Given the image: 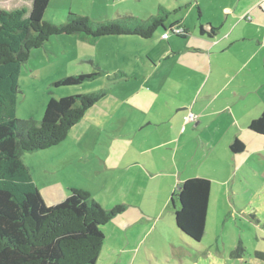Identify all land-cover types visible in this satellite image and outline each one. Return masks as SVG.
<instances>
[{"label": "crops", "instance_id": "obj_1", "mask_svg": "<svg viewBox=\"0 0 264 264\" xmlns=\"http://www.w3.org/2000/svg\"><path fill=\"white\" fill-rule=\"evenodd\" d=\"M263 2L231 0L213 18L203 19L202 10L191 21V13L175 17L167 26L181 25L185 36L166 39L160 29L150 38L106 35L89 44L63 34L34 50L41 51L56 37L78 58L84 51L92 64L70 75L92 73L97 66L109 73L96 77L102 78L98 87L84 84L67 94L107 89L62 142L23 156L48 205L77 188L90 192L105 209L125 206L105 225L96 264H137L142 251L153 264H165L163 253L167 262L182 264L186 251L181 239L193 246L201 241L190 239L176 224L178 187L189 178L209 179L211 205L214 180L228 187L237 173L246 172L249 161L264 160V133L250 127L264 112ZM212 27L214 34L209 33ZM126 36L137 37L128 44ZM88 45L98 46L100 58L87 52ZM128 52L131 58L125 61ZM41 72L36 68L32 76ZM116 73L125 75L115 78ZM48 100L41 97L36 113L26 118L41 120ZM236 138L245 144L238 153L230 148ZM228 199L235 203L230 195Z\"/></svg>", "mask_w": 264, "mask_h": 264}, {"label": "trees", "instance_id": "obj_2", "mask_svg": "<svg viewBox=\"0 0 264 264\" xmlns=\"http://www.w3.org/2000/svg\"><path fill=\"white\" fill-rule=\"evenodd\" d=\"M51 0H33L31 8L0 7V264H96L105 241V225L122 213L125 206L105 209L92 194L73 188L68 197L48 205L24 162L26 153L45 150L62 142L86 111L107 94L106 88L94 92L51 97L41 120L17 116L20 76L31 53L56 35H76L94 44L106 35L134 34L150 38L158 30L173 32L179 24L166 25L170 11L146 19L118 15L92 20L69 10L64 22L44 19ZM201 31L204 28L201 26ZM215 28L209 31L214 34ZM108 71L97 66L94 73L66 76L55 86H74L93 80ZM115 74V78L124 76ZM250 127L264 133V112ZM241 152L239 138L230 146ZM212 183L207 178L185 180L175 196L178 228L194 241L206 232Z\"/></svg>", "mask_w": 264, "mask_h": 264}, {"label": "rangeland", "instance_id": "obj_3", "mask_svg": "<svg viewBox=\"0 0 264 264\" xmlns=\"http://www.w3.org/2000/svg\"><path fill=\"white\" fill-rule=\"evenodd\" d=\"M229 1L231 0H51L44 19L56 23L64 22L69 10L92 20H104L118 15H135L146 19L158 13L159 7L163 6L170 11L166 22V25H169V22H174L175 17L183 18L189 13H191L190 21L192 17L198 19L202 11L203 19L213 18V13H217ZM32 3L33 0H0L2 6H7L4 7L5 9L19 7L29 9ZM158 33L161 35V32L156 34ZM126 37L128 44H131L133 40L130 39L137 36ZM138 39L146 41L143 38ZM87 52L100 58L98 46L88 45ZM63 53L67 54L65 58L61 55ZM81 53L83 57L78 58L75 55L76 52L67 51L62 39L56 40V37H53L46 48L32 52L29 62L24 64L21 71L18 118L26 119L32 112L36 113L38 100L44 95H47L49 99L51 97L60 98L79 91L84 84L87 87L99 86L101 80L98 79L102 78H96L97 76L96 79L94 78L95 81H86L74 86H55L54 82L49 80L50 76L61 75L60 79L69 76L75 68H91L92 64L86 58L84 51ZM129 58H131V53L128 52L123 59L128 61ZM47 63L48 65H45ZM114 67L117 66L114 65ZM36 68L42 69V72L34 77L32 71H36ZM247 166L245 173L243 171L237 173L234 185L232 181L228 187H225L214 180L205 235L197 246L187 245L181 239L180 243L186 251L183 253L182 264H264V173H262L264 172V160L252 164L249 161ZM220 172L223 171L220 170ZM232 186L237 190L233 189L237 195L232 192ZM227 190H230L228 196L235 198L233 199L235 203L229 201L225 193ZM154 238L155 236L152 237ZM162 257L165 264H177L176 259L167 262L164 253ZM136 263L153 264V260L150 254L146 255L142 251Z\"/></svg>", "mask_w": 264, "mask_h": 264}, {"label": "built area", "instance_id": "obj_4", "mask_svg": "<svg viewBox=\"0 0 264 264\" xmlns=\"http://www.w3.org/2000/svg\"><path fill=\"white\" fill-rule=\"evenodd\" d=\"M263 7H264V2L262 3ZM184 31V28L181 25H176L173 27V32L177 33V34H181ZM163 38H168L170 36V32H165L163 33Z\"/></svg>", "mask_w": 264, "mask_h": 264}, {"label": "water", "instance_id": "obj_5", "mask_svg": "<svg viewBox=\"0 0 264 264\" xmlns=\"http://www.w3.org/2000/svg\"><path fill=\"white\" fill-rule=\"evenodd\" d=\"M179 188V187H178Z\"/></svg>", "mask_w": 264, "mask_h": 264}]
</instances>
